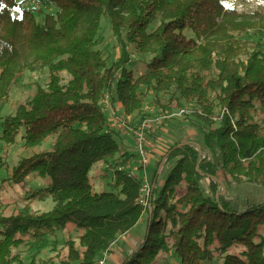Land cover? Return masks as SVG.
I'll list each match as a JSON object with an SVG mask.
<instances>
[{"label":"trees","instance_id":"obj_1","mask_svg":"<svg viewBox=\"0 0 264 264\" xmlns=\"http://www.w3.org/2000/svg\"><path fill=\"white\" fill-rule=\"evenodd\" d=\"M30 2L39 8L0 0V113L26 72H45L46 84L36 86L13 114L0 117V167L2 153L18 140L24 151L49 141L50 146L21 157L0 190L23 189L29 177L47 178L45 188L27 195L51 198L53 208L0 215V264H23L19 249L24 246L33 253L30 264H37L48 239L69 224L77 235L72 240L67 234L59 264H96L145 213L143 241L120 264H168L162 261L168 255L173 264L217 259L264 264V202L234 209L221 193L225 185L219 178L221 171L234 183L264 187V50L245 38L258 25L222 0ZM102 16L120 45V56L110 66L96 49ZM130 46L135 54L151 57L138 77L129 69ZM141 88L155 96L173 92L196 104L192 116L211 153L189 143L170 146L152 182L150 212L137 202L141 183L123 169L129 156L102 106L108 93L127 116L138 113ZM118 156L114 191L96 192L91 169ZM170 160L174 164L155 196L157 175Z\"/></svg>","mask_w":264,"mask_h":264},{"label":"rangeland","instance_id":"obj_2","mask_svg":"<svg viewBox=\"0 0 264 264\" xmlns=\"http://www.w3.org/2000/svg\"><path fill=\"white\" fill-rule=\"evenodd\" d=\"M222 1L227 8L246 15L247 19H249L255 25H258V29L255 31L250 30L245 38L256 47L260 48V50H264V0ZM21 2L23 3L24 7L33 9L39 8L37 4L30 2V0H21ZM43 12L54 13L55 10H46L44 8ZM157 25L158 24H155L153 28L157 27ZM185 34L188 37L192 36L189 31H186ZM96 49L100 50L104 57H106L108 66L117 61L120 56V45L112 34L109 20L105 16L101 17ZM129 50L131 53V63L129 69L133 72L135 77H138L142 72L147 70V62L151 59V57L135 54L131 46L129 47ZM45 84V72H26L13 88L8 104L1 111L0 117L3 118L6 115L13 114L20 103H24L31 99L36 86L44 87ZM140 90L143 93L142 109L138 113L131 115L132 117L127 116L123 109L119 107L118 102L111 100V98L107 101V105H103L104 115L109 127L113 123L115 116L122 117L124 121L126 120V124L128 126L133 127L142 119L151 116H157L160 111L171 113L180 109L192 110L197 106L196 104H186L180 99L179 95L173 92L155 96L153 93L148 92L145 88H141ZM177 103L180 104L177 106ZM151 110L154 112H151ZM192 115L193 114L184 117H176L157 126L158 128H156V131L151 138L156 145V149L158 148L160 150L158 153L159 156H155L157 154H153L152 152L150 164L146 169V179L150 180V182L154 180L157 166L161 161L162 155L170 146H173L177 143L193 144L199 148V150L202 149L211 156V153L202 145V139L204 136L202 128L199 123L194 121ZM117 132L120 133L118 137V144L120 145V148H122L129 157L136 158L133 137L131 134L129 132ZM21 145L22 143L20 140H18L14 147L9 148L5 153H2V161L4 165L0 167V184L2 183L3 179H6L8 176L9 169L21 157L47 150L50 146V141L45 142L40 147L27 151H24ZM0 146H2V144H0ZM215 157L216 159H219V154L217 152ZM121 161L122 157L118 156L114 160H109L105 163H97L93 166L89 173V177L90 184L94 187L96 192L100 193L114 191L111 187V183L113 181L112 173L115 168L119 167ZM173 164L174 160L167 162L159 175H157L154 193L155 196L161 189V185L166 179ZM135 177L138 179H143V172L137 171L135 173ZM219 178L225 185L221 187V193L225 199L230 202L234 209H241L247 204H260L264 202V187L261 185L248 181L234 183L221 171L219 172ZM48 182L49 181L47 178L29 177L27 179V185L23 189H11L8 186H3V191L0 190V215L8 216L11 214H16L19 211H31L33 213L50 211L53 208V202L51 198L45 199V201H40L37 199H29L27 195L31 190L45 188L48 185ZM201 185L203 190L207 192L208 182L204 180ZM141 221V224H138L132 230H130V232H128L129 234L126 236H121L116 240L112 250L107 253L105 264H120L131 254L132 250L138 246L146 233V213L142 216ZM73 229L74 225L69 224L67 231H59L54 237L49 238L47 244L43 247L39 253V256L36 258L37 264H59V261L64 259L66 255L64 243L66 241L67 234L70 235L72 240H75L76 238L77 233L73 232ZM19 253L21 255L23 264L31 263L33 253L30 252L26 246L20 248ZM162 261L168 264H173L175 262L174 257L171 255L164 256ZM221 262V260L217 259L212 264H221Z\"/></svg>","mask_w":264,"mask_h":264},{"label":"built area","instance_id":"obj_3","mask_svg":"<svg viewBox=\"0 0 264 264\" xmlns=\"http://www.w3.org/2000/svg\"><path fill=\"white\" fill-rule=\"evenodd\" d=\"M110 99V95L107 93L102 101V106L107 105V101ZM151 112H154L151 110ZM194 113V110H184L180 109L176 112L165 113L160 111L157 116L147 117L139 121L133 127H130L126 124V120L122 117L115 116L113 119V123L110 125V128L114 131L129 132L133 137V144L136 153V166L133 168L123 167L130 175L135 176L137 171L143 172V179H138L141 183L139 196L137 198V202L141 204L146 211H151L150 206V197L153 190V184L150 180L146 179V169L150 164L151 155L154 149H156V145L152 140V135L155 133L157 126L165 121L174 119L176 117H184L189 116ZM225 109L221 112V117L225 114ZM153 118V119H152ZM107 253H103L96 264H105V258Z\"/></svg>","mask_w":264,"mask_h":264},{"label":"crops","instance_id":"obj_4","mask_svg":"<svg viewBox=\"0 0 264 264\" xmlns=\"http://www.w3.org/2000/svg\"><path fill=\"white\" fill-rule=\"evenodd\" d=\"M131 117H132V116H131ZM131 117H130V118H131ZM159 150H160V149H158V148L155 149V150L153 151V154H157V155H155V156H159V154H158V153H159ZM135 166H136V158H131V157H129V158L127 159V162H126V164H125L124 167H127V168H128V167H129V168H133V167H135ZM141 222H142V221L140 220L138 224H141ZM138 224H137V225H138ZM137 225H136V226H137ZM129 232H130V231H129ZM127 234H129V233H126V234H124V235H122V236H126ZM142 241H143V240H142ZM142 241H141V242H142ZM141 242H140V243H141ZM140 243H139V244H140ZM139 244H138V245H139ZM114 245H115V244H114ZM114 245L112 246V248L114 247ZM112 248H111V250H112ZM135 248H136V247H135ZM135 248H134V249H135Z\"/></svg>","mask_w":264,"mask_h":264},{"label":"water","instance_id":"obj_5","mask_svg":"<svg viewBox=\"0 0 264 264\" xmlns=\"http://www.w3.org/2000/svg\"><path fill=\"white\" fill-rule=\"evenodd\" d=\"M181 146V144L180 145H178V147H180ZM164 160H165V158H163V162H164ZM160 169H161V166H160V168H159V171H160ZM213 179H215V178H213Z\"/></svg>","mask_w":264,"mask_h":264}]
</instances>
